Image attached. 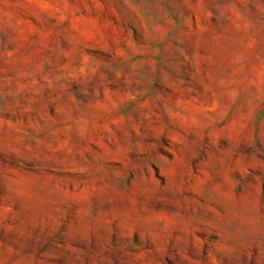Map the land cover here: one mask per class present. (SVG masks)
<instances>
[{
    "label": "rangeland",
    "instance_id": "374dc122",
    "mask_svg": "<svg viewBox=\"0 0 264 264\" xmlns=\"http://www.w3.org/2000/svg\"><path fill=\"white\" fill-rule=\"evenodd\" d=\"M0 264H264V0H0Z\"/></svg>",
    "mask_w": 264,
    "mask_h": 264
}]
</instances>
